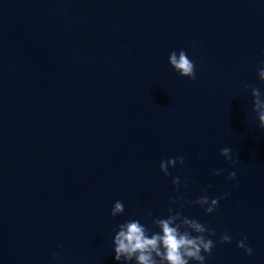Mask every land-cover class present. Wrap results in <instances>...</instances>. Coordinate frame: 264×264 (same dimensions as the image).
I'll list each match as a JSON object with an SVG mask.
<instances>
[{
    "label": "water",
    "instance_id": "95a60500",
    "mask_svg": "<svg viewBox=\"0 0 264 264\" xmlns=\"http://www.w3.org/2000/svg\"><path fill=\"white\" fill-rule=\"evenodd\" d=\"M262 64L264 0H0V264H123L118 225L169 208L215 231L205 264H264Z\"/></svg>",
    "mask_w": 264,
    "mask_h": 264
},
{
    "label": "clouds",
    "instance_id": "9594fccd",
    "mask_svg": "<svg viewBox=\"0 0 264 264\" xmlns=\"http://www.w3.org/2000/svg\"><path fill=\"white\" fill-rule=\"evenodd\" d=\"M168 63L181 77L190 80L196 79L195 63L184 50H180L178 53L171 52ZM259 76L264 81V64L259 69ZM252 97V111L256 113L260 129H264V99H261V91L253 87ZM220 155L226 161L236 163L229 148H223ZM183 164V157H174L166 161L162 160L159 170L168 176L170 168ZM221 171L223 170H215L213 175H220ZM227 179L235 180L236 173L229 172ZM172 184L178 188L179 177L173 178ZM186 184L187 181H185ZM221 198L224 197L213 198L210 201L207 195H202L195 203L204 209L205 215H209L215 211L218 200ZM174 202L176 201H170V203ZM185 203L188 202L185 201ZM123 213V203L119 200L115 201L110 212L111 217L115 218ZM146 218L151 219L152 226L158 231L150 232V229L138 219H129L118 225V230L113 238L116 262L123 261V264H130L134 260L135 264H190V262L205 264L206 256L210 255L211 250L215 247V242L210 238L215 235V231L196 219L183 216L180 211H173L172 208H169L166 218H152V212L149 211ZM246 240L247 237H243L236 246L243 249L245 255L251 256L252 249L246 246ZM218 242L220 244L230 243L231 237L224 233L219 237Z\"/></svg>",
    "mask_w": 264,
    "mask_h": 264
}]
</instances>
